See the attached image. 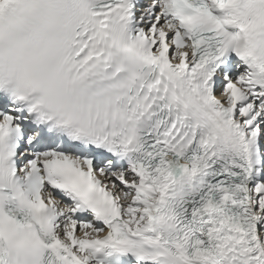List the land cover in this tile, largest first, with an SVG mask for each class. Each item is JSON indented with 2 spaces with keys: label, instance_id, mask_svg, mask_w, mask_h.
I'll list each match as a JSON object with an SVG mask.
<instances>
[{
  "label": "snow or ice",
  "instance_id": "obj_1",
  "mask_svg": "<svg viewBox=\"0 0 264 264\" xmlns=\"http://www.w3.org/2000/svg\"><path fill=\"white\" fill-rule=\"evenodd\" d=\"M0 264H264V0H0Z\"/></svg>",
  "mask_w": 264,
  "mask_h": 264
}]
</instances>
